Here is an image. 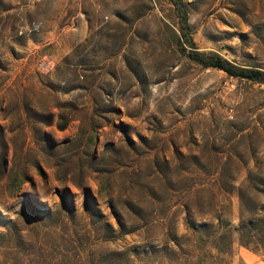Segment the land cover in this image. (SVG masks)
Here are the masks:
<instances>
[{"label": "rangeland", "instance_id": "rangeland-1", "mask_svg": "<svg viewBox=\"0 0 264 264\" xmlns=\"http://www.w3.org/2000/svg\"><path fill=\"white\" fill-rule=\"evenodd\" d=\"M180 1L264 71V0ZM180 35L169 0H0V264H264V84Z\"/></svg>", "mask_w": 264, "mask_h": 264}, {"label": "trees", "instance_id": "trees-1", "mask_svg": "<svg viewBox=\"0 0 264 264\" xmlns=\"http://www.w3.org/2000/svg\"><path fill=\"white\" fill-rule=\"evenodd\" d=\"M169 1L175 7V12L180 21V36L185 40V42L189 46V49L187 51H183V54H185V56L189 60L202 66L203 68L217 69L234 78L247 79L253 82L264 84V71L254 68L235 66L227 60H224L218 56H206L201 54L195 48L194 42L192 40L190 34V27L188 24V15L184 5L181 3L180 0Z\"/></svg>", "mask_w": 264, "mask_h": 264}, {"label": "built area", "instance_id": "built-area-1", "mask_svg": "<svg viewBox=\"0 0 264 264\" xmlns=\"http://www.w3.org/2000/svg\"><path fill=\"white\" fill-rule=\"evenodd\" d=\"M52 67L51 58L47 55H43L39 63V68L43 70H49Z\"/></svg>", "mask_w": 264, "mask_h": 264}]
</instances>
